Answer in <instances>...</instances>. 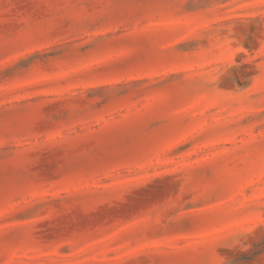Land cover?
<instances>
[{
    "label": "rangeland",
    "instance_id": "1",
    "mask_svg": "<svg viewBox=\"0 0 264 264\" xmlns=\"http://www.w3.org/2000/svg\"><path fill=\"white\" fill-rule=\"evenodd\" d=\"M0 264H264V0H0Z\"/></svg>",
    "mask_w": 264,
    "mask_h": 264
}]
</instances>
